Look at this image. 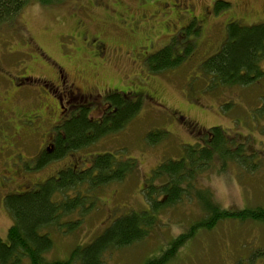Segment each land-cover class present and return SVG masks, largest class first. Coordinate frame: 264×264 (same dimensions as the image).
Listing matches in <instances>:
<instances>
[{"label": "rangeland", "instance_id": "rangeland-1", "mask_svg": "<svg viewBox=\"0 0 264 264\" xmlns=\"http://www.w3.org/2000/svg\"><path fill=\"white\" fill-rule=\"evenodd\" d=\"M234 1L237 4L231 0L229 6L215 12L210 0H193L195 18L191 17L192 14H184L178 24V35L173 40L178 54H183L184 45L191 50L178 65L158 72L147 67L144 51L128 54L134 40L125 28L111 20V8L116 7L120 11V7L125 5L129 14L135 15L144 11L138 5L150 9L147 5L154 0L143 3L141 0H121V3L117 0H59L49 4L28 1L13 21L0 25V97L3 96L4 100L14 90L13 80L27 74V69L33 75L50 74L46 66L40 67L41 62L36 63L38 51L34 44L45 56H40L42 61L46 62L48 58L58 60L69 70L70 81L81 88L89 87L97 91L110 88L112 92L152 88L151 99H142L138 112L120 131L99 137L86 147L47 162L40 169L36 168V157L42 134L34 132L42 128L38 121L42 108L38 101L32 99L34 95L25 98L17 91L11 95L7 102L12 100L16 104L12 111L4 116V111L0 110L2 239H6L7 229L12 224L1 199L6 191L23 190L69 163L85 168L93 155L109 153L111 161L136 159L137 166L119 182L79 189L81 193L93 197L95 206L82 216L78 227L67 231V226L63 224L60 227L50 225L45 229L52 239V247L45 256L67 259L75 246L91 242L115 218L148 210L143 182L148 179L150 171L164 159L185 156L187 147L201 144L205 130L213 126H220L226 134L247 141L254 149L249 153H255L252 162L259 161L258 167L253 172H247L239 164L229 162L225 169L218 172L216 166L220 163L213 159L215 166L199 174L197 186L207 188L213 201L223 208L264 207V119L255 111L264 102V76L248 85L214 86L200 65V61L214 53L225 39L228 22L235 21L240 26L264 22V0ZM247 1L252 4L257 18L241 16ZM147 12L149 10L145 14ZM206 13L205 20H201ZM171 18L172 14L141 22V26L148 23H154L156 27L165 25L166 29L162 27L161 34L155 39V45L167 42L165 40L176 30L174 21H169ZM77 21L86 23L107 40L111 56L106 64L94 70L85 69L89 66L86 52L81 48L78 34H73ZM82 69L86 71L81 73ZM6 81L9 87L2 93ZM35 85L32 83V86ZM0 109H3L1 104ZM180 116L182 120H179ZM188 123L195 124L197 130L203 128L202 132H191ZM156 130L166 132L165 139L157 143L149 142L147 133ZM13 133H18L14 141L11 139ZM69 216L75 219L77 213ZM202 216L195 197H185L172 207L160 210L155 224L148 228L144 238L105 253L103 264H144L157 258L174 237ZM257 249L264 250V221L225 219L210 230L200 229L164 264H238L251 260L259 263L263 257L255 254Z\"/></svg>", "mask_w": 264, "mask_h": 264}, {"label": "trees", "instance_id": "trees-1", "mask_svg": "<svg viewBox=\"0 0 264 264\" xmlns=\"http://www.w3.org/2000/svg\"><path fill=\"white\" fill-rule=\"evenodd\" d=\"M28 1L49 4L59 0H0V25L13 21ZM229 5L217 0L214 10L218 12ZM224 38L214 53L200 61L212 85H248L264 76V22L240 26L230 21L226 25ZM174 48V43L169 44L152 54L147 61L148 68L158 72L175 67L191 50V47L184 45L183 54L180 55ZM110 100L112 110L99 124L91 121L84 112L65 121L61 125L63 134L57 137L55 149L50 153L43 152L36 168H42L49 160L58 159L67 151L81 149L99 137L120 131L140 108L138 102H125L120 92L114 93ZM255 111L264 119V102ZM188 128L193 133L203 130L195 129L192 123H188ZM204 133L202 143L188 146L185 156L164 159L150 171L148 179L143 182L148 210L115 218L91 242L75 246L67 259H49L45 256L52 247V239L45 229L50 225L60 227L63 224L67 226V231L78 227L82 216L95 206L93 197L81 193L79 189H93L119 182L137 166V160L111 161L109 153L93 155L85 168L64 167L54 176L35 181L24 190L6 191L1 199L12 218V224L7 229L6 239L0 237V264H103L105 253L144 238L148 228L155 224L158 212L172 207L185 197H195L203 216L174 237L159 257L149 259L144 264H164L200 229L210 230L222 220L264 221L263 206L223 208L213 201L207 188L197 186L199 174L215 166L213 159L220 163L216 166L218 172L225 169L229 162L253 172L259 162H252L255 153H249L254 149L247 141L226 134L220 126L209 127ZM165 137L166 132L159 130L146 135V139L152 143L161 142ZM70 191L74 194H69ZM75 212L77 217L69 218ZM255 252L263 257L262 262L251 260L238 264H264V250L257 249Z\"/></svg>", "mask_w": 264, "mask_h": 264}, {"label": "flooded vegetation", "instance_id": "flooded-vegetation-1", "mask_svg": "<svg viewBox=\"0 0 264 264\" xmlns=\"http://www.w3.org/2000/svg\"><path fill=\"white\" fill-rule=\"evenodd\" d=\"M216 1L217 0H210V6L213 5L214 8ZM222 1L228 2L230 4L231 0ZM117 2L121 3V0H117ZM143 2H145V0H141V3ZM232 2L236 3V1L234 0H232ZM193 4V0H154L152 4L147 5V7L150 9L145 8L143 5H138L137 7L139 9H142L143 7L144 11L142 13L137 12L135 15L133 13L129 14V10L126 9L125 5H123L121 7L118 6L120 7V11H118L116 7L111 8L113 11V14H111V20L117 23V25H121V27L125 28L129 33V36L134 40V43L132 44L128 54L135 55L139 51H144V55L147 56L145 63L148 67L147 61L152 54L157 53L166 45L173 44L175 35H178V24L183 19L184 14H192L191 17L195 18V15H193ZM203 8L205 7L203 6ZM147 10H149V12H147L148 14H145V11ZM171 14L173 15V18H171L169 21H174V28H176V30L174 29L175 31L171 33L168 40H165L167 42L155 45V39L159 36V34H161V28H165V25L161 23L162 27H156L154 23H148L144 26H141V22L151 20L155 16L163 17L165 15ZM240 14L243 17L257 18V16L255 15L257 13L252 7V4L249 5V1L245 3V6ZM205 18L206 17L204 15L201 20H205ZM75 25L76 28H74L75 30L73 31V34H78V39L82 43L81 48L86 52L85 55L89 65L85 69L94 70L106 64L111 56V54L109 53L107 40L100 36V32L97 33L92 31L90 26L82 21H77ZM147 26L149 28H147ZM208 38L209 36L207 34L206 40H208ZM168 41L171 42L168 44ZM33 47L36 49V51H38V60L36 61V63L41 62L40 67L44 68L46 66L50 70V74L33 75L27 69V66H25L24 70L27 69L29 74L22 73L23 75L18 76L16 81L13 80L12 89L14 90L10 93L9 98L7 100H4L3 96L0 97V104L3 107V109L0 110L4 111V116H6L7 112L12 111V107L14 108L16 104H13L12 100H10V102L7 101L15 91L19 92L20 95L24 94L25 98H29L30 96L34 95L32 99L39 102V105L42 108V114L38 117V121L41 124L42 130L38 129L36 132H34V134H37L38 132L41 133L42 140L39 146L40 149L37 152V163L39 161L38 158L41 154H43V152L50 153L55 149L57 144V137L63 134L61 125L71 117L78 116L79 114L84 112L91 121L97 124L101 123V121L106 118V116L109 115V112L112 110V102L110 98L114 93H116V91L112 92L110 88L108 90L102 88L99 90L102 92L104 91V93H102L93 88H81L79 85H75L73 81H70V72L69 70L65 69L64 65H62L58 60L54 61L50 58H48V61L46 62L42 61V58H40V56L45 57L43 55V52L38 47V45L34 44ZM146 50L147 52L150 51V53L145 52ZM174 51L178 53L177 48H174ZM86 70L82 69L80 70V72L84 73ZM25 82H27L26 86L24 85ZM32 83H35L36 85L32 86ZM5 86L2 90V93L7 89V87H9L7 81ZM29 89H31L32 91ZM133 90L134 92H132V90H129L128 92H120L122 93L125 102H127L128 104H134L138 102L141 105L142 99H151L150 93L152 91V88H138ZM15 99L18 98L16 97ZM26 101L27 100H24V102ZM182 118L183 117L180 116L179 120H182ZM4 120H6V118ZM17 135L18 133L12 135L11 139L14 141V138H16ZM68 152L69 151H67V153ZM67 153L63 154L62 156L66 155ZM51 161L53 160H49L48 162ZM88 164L89 163H87L86 165ZM79 166L80 165L74 166L73 164L69 163L64 167H72L73 169H76ZM59 170H56L54 173L52 172L50 175L54 176Z\"/></svg>", "mask_w": 264, "mask_h": 264}]
</instances>
